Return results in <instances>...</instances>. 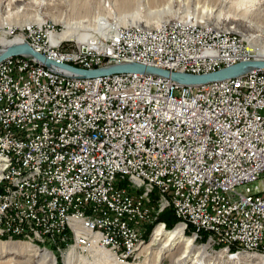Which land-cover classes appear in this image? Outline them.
Here are the masks:
<instances>
[{"label": "built area", "instance_id": "built-area-1", "mask_svg": "<svg viewBox=\"0 0 264 264\" xmlns=\"http://www.w3.org/2000/svg\"><path fill=\"white\" fill-rule=\"evenodd\" d=\"M1 30L18 39L12 44L27 43L49 61L82 70L134 63L202 75L254 60L243 43L179 27L155 35L109 27L83 41L49 25ZM112 52H121V60ZM0 152L13 157L0 179V231L9 235L66 251L96 244L127 258L121 248L130 255L139 247L132 234L152 208L128 185L106 183L109 169L122 168L146 174L147 184L167 193L177 217L195 227L194 238L208 230L207 243L222 242L226 251L235 244L264 246V189L256 184L264 178L263 68L171 88V79L148 73L84 78L31 57H10L0 62ZM26 164L44 170L45 179L13 181ZM93 178H101L99 191L85 192ZM76 214L85 221L68 223ZM89 216L99 226L90 224L91 233L83 234L78 223L89 224ZM255 227L257 239L250 236ZM62 232L72 245L64 238L57 246L50 242Z\"/></svg>", "mask_w": 264, "mask_h": 264}, {"label": "rangeland", "instance_id": "rangeland-1", "mask_svg": "<svg viewBox=\"0 0 264 264\" xmlns=\"http://www.w3.org/2000/svg\"><path fill=\"white\" fill-rule=\"evenodd\" d=\"M31 1V2H30ZM50 1V2H49ZM169 0H133L131 2V5L127 8V11H138L139 12V19L141 20L139 24L144 25V20L146 19L147 13L151 12V17L153 16V12L157 9L162 8V6H165V4ZM227 1L226 4L223 5V0H179V2H176V0H172V3L170 4V16H166L165 18L168 19L167 21H171L174 19V17L178 16L180 17V20L175 21L171 24L179 25L180 23H184V21L187 20L188 24L185 26H194V27H200L207 30H218L222 32L219 28L225 27L227 29L232 28V30L235 32L237 39L232 41H238L240 43H243L245 45V49L252 50L253 48L257 47H264V0H225ZM45 2V3H44ZM119 2L120 0H0V24L1 23H7L12 30H15V32H19V30L29 24L34 23V19L40 16L42 19L43 24L49 25L50 27H53V30L63 31L64 25L62 22H72V21H82L85 22V24H96L99 19L103 21L102 26L104 29L106 28L105 32L103 34H107L108 26L114 22L118 27L120 28H130L131 25H122L117 24L118 21L115 20V11H119ZM44 3L45 10L39 9L41 8V4ZM89 7V11L87 12L84 8ZM201 6H205L209 12V15L206 13L201 14ZM199 7V8H198ZM194 13L196 14L195 18H198L197 21L193 24H191L193 21L189 20L190 18H193ZM221 13V18H216V14ZM185 15L187 17H185ZM229 15L230 17L227 18V21L224 20L226 16ZM236 15V16H235ZM233 16L237 17H243L245 20L250 21L252 24L257 26L261 33L258 32L254 28H245L241 23H235L233 20ZM201 17V19H199ZM155 19H151L150 23L147 25L148 27H156L157 25L151 23L154 22ZM176 20V19H175ZM166 21V22H167ZM164 22V23H166ZM239 22V21H238ZM162 23V24H164ZM200 23V24H199ZM226 24V25H225ZM38 26L40 24H37ZM161 25V24H160ZM158 24V26H160ZM107 26V27H106ZM137 26V25H133ZM157 26V27H158ZM156 27V28H157ZM0 28V33H1ZM77 33H88L93 34L94 32L92 30H85L80 29L77 31ZM253 34V35H252ZM98 35V34H94ZM252 36V37H247ZM255 35V36H254ZM227 38V37H222ZM7 39L3 35H0V43L2 40ZM229 40H231L229 38ZM253 52V51H252ZM39 54V53H38ZM41 55V54H40ZM43 56V55H42ZM44 57V56H43ZM254 61V60H251ZM238 64V63H237ZM223 69V68H221ZM218 71V70H217ZM214 73V72H213ZM260 189H264V178L260 179L256 183ZM154 191V190H153ZM170 204L167 206H164L163 208L160 206V204L157 203V198L153 196V203L151 202L149 205V208L151 207L152 210H154L155 214L152 215L153 218L152 221L148 220L146 225H143V227L135 226V232H137L139 229L142 228V230L138 232V241H142V243L139 245L137 249H135L130 256H126L125 259H118L116 262L118 264H175L170 257H167L166 255L162 257V259H158L156 255V249L155 246L152 248L147 247L149 242L153 238V234L157 227L162 226L164 230H172L176 226H183L182 223L184 222L187 226L182 227L184 229V232L187 236L193 237V231L188 229L189 227H193L191 223L186 221L185 219L181 220L177 217V212L175 210V206L172 204L171 201H168ZM157 205V206H155ZM171 205V206H170ZM168 207V208H167ZM150 208V209H151ZM163 209V210H162ZM161 210V211H159ZM167 210H172L174 213L175 218L178 220V223L174 227L167 228L165 223L160 221V215L163 214ZM140 224V223H139ZM142 225V223L140 224ZM260 231L258 228L255 227V229L251 232L250 236L260 238L262 235H260ZM201 234V233H199ZM62 236L58 239L56 238L54 241H50L52 243L61 242L64 239H66V243L69 245H72L73 239L68 236V232H62ZM66 235V236H65ZM119 238L122 240V234H120ZM129 235V234H128ZM64 238V239H63ZM202 238L205 239V236ZM197 239V238H196ZM0 241L3 243H7L5 239H1ZM194 241L195 248H204V252L202 255L203 262H197L195 264H254L251 261H238L237 259H233L232 257L236 255H231L228 259L227 256L224 254L233 252L232 248H229L228 251H226L224 248L225 244L220 242L218 245H210V247L213 248L215 252L213 253L206 245L202 246V242ZM12 242V241H9ZM14 242H17L14 240ZM135 243V245L139 244ZM26 244V243H25ZM39 248L43 247L46 249L47 252H49L55 261V264L64 263V260L67 256V254L71 253L72 251H69L67 253L64 247L60 246V249L57 250L58 247H54L52 245H49V241H45V245H41L37 243ZM55 244V246H57ZM202 246V247H201ZM38 247V246H37ZM42 248V249H43ZM54 249L56 250V256L52 253V251L48 249ZM148 248V249H147ZM101 249V248H100ZM100 249H97L95 251L91 250V248H88V252L85 250H79V252L74 251L71 253L72 256V263L71 264H117L115 263V259H112L111 254L105 250L104 252L106 255H103L99 258L98 251ZM102 250V249H101ZM138 250V251H137ZM232 250V251H231ZM234 250H236L234 248ZM62 253H60V252ZM221 251V252H220ZM212 252V253H211ZM30 251L21 252V253H8V252H0V264H21L23 262H29L31 261V264H37L36 260L33 259L32 253L30 254ZM66 255H65V254ZM224 253V254H223ZM235 253V252H234ZM241 255H249V256H258L263 257L264 253H240ZM237 254V255H240ZM256 254V255H254ZM258 254V255H257ZM263 255V256H262ZM61 256V257H58ZM235 258V257H234ZM264 258V257H263ZM196 259H192L191 261H188L183 264H193ZM10 262V263H9ZM182 264V263H180Z\"/></svg>", "mask_w": 264, "mask_h": 264}, {"label": "bare ground", "instance_id": "bare-ground-1", "mask_svg": "<svg viewBox=\"0 0 264 264\" xmlns=\"http://www.w3.org/2000/svg\"><path fill=\"white\" fill-rule=\"evenodd\" d=\"M132 1L133 0H120L119 2L120 10L118 12L115 11V15H116L115 20L118 21L117 24L131 25V27L130 28H120L118 27V25L112 22L108 26V30H109V27H116L117 32H138V33H143L147 35H155L156 33L157 34L167 33L168 27H179V30L181 31H190L191 33H198V34H213V35H218V37L220 38L227 37V38H230L231 40L237 39V37H235V36H238L236 35L238 34L236 33L237 30L235 29V32H234L233 31L234 29L232 30L231 27L230 29H227L225 27H220L219 29L222 31L220 32L218 30L214 31V30L203 29L200 27L185 26L186 24H188L187 20L184 21V23H180V26L171 24L175 21L180 20V17L178 16L174 17V19L169 22L167 21L168 19L165 18L166 16H170V13H171L170 4L172 3V0H169L165 4V6H162V8L154 11L153 12L154 17H151V12L147 13L146 19L144 20V23H143L144 25L139 24V22L141 21L139 19L140 17L139 12L136 10L127 11V8L129 7V5H131ZM176 2H179V0H176ZM44 3L41 4L40 6L41 8L39 9L45 10L46 7H44ZM226 3L227 1L223 0V5ZM201 8L203 9L200 12L201 14L206 13L207 15H209L210 12L205 6L204 7L201 6ZM84 9L87 12L89 11V7L87 6ZM220 15L221 13H217L216 18H221ZM235 16H233V20L235 21V23H241V25H243V27L245 28H248V29L254 28L258 32L260 33L262 32L259 30L257 26L252 24L250 21L245 20L243 17L236 18ZM185 17L187 16L185 15ZM195 17H198V16H196V14L194 13L193 18L189 19L193 21L191 24L197 21L198 18H195ZM229 17L230 16L227 15L226 18H224V20L227 21V18ZM151 19H155L154 22H151V23L157 26L158 24L159 25L161 24V25L158 27L156 26L157 28L148 27L147 25L150 23ZM199 19H201V17ZM37 24H40V25L38 26ZM62 24L64 25V30L62 31L61 36L66 37V38H75L79 41L87 40L91 35H94V34L101 35L106 30V28L104 29V27L102 26L103 21H101V19H99L96 24H92V25L87 24V23L85 24V22H82V21L62 22ZM42 25H45V23L43 24L42 19L40 18V16H38L37 18L34 19V23L21 28L19 32H33V27H42ZM133 25H137V26H133ZM4 27H7V30H11L12 32H15V30H12L11 27L7 23H1L0 28L4 29ZM80 29L92 30L94 33L91 35L88 33H77V31ZM247 37H252V36L247 35ZM262 39H264V37ZM15 42H18V39L14 38V39L2 40V42L0 43V51ZM252 51L254 53V60L264 61V47L261 48V47L256 46L255 48L252 49ZM112 59L121 60V52H112ZM180 87H185V85H182L180 83H177L171 80V88H180ZM6 166H13V157L9 156V154H4V152H0V179L7 178ZM32 179L33 180L45 179V171L40 170L38 167H34L33 164H26L24 165L23 168H20L19 171L13 172V181H18L19 183H27V182H30ZM117 182H120L122 185H128L129 191L135 192L136 199L141 200V202L147 205L148 208L150 206L149 204L151 202L153 203V200H152L153 194H156L157 203L160 204L162 208L170 204L169 202H167V199L168 201H171V198L167 196V193H161L160 190H155L154 184H147V175L141 174L139 173V171H131L129 169H122V168L109 169V174H107L106 176V183H117ZM99 185H101V178H93V183L84 184V191L85 192H97L99 191ZM154 214L155 212L154 210H152L150 213V216H148L144 220V223H142V225H146L147 224L146 222L148 220L152 221L151 220L153 218L152 215ZM180 220L182 223L183 222L182 219ZM77 221H85V214H76V216H68V223H77ZM90 224L92 226H99V219L96 216H89V224L78 223V231L83 234H90L91 233ZM184 224L185 223L183 222L182 227H184ZM182 227L176 226L174 229L167 231V230H164L162 226L160 227L158 226L153 234L152 240L149 242L147 247L152 248L155 246V248H157L156 255L158 259L161 260L162 257L166 255L167 257H170L175 264H180V263L183 264L187 262V260L191 261L192 259H196L195 262H193V264L197 262L198 263L203 262L202 255L204 252V248L202 246L204 245H206L213 253L215 252V250L213 249L215 247L213 248L210 247V245L206 241L207 237L209 238L211 235V232L213 231L200 230L198 231L201 233L199 234V237L197 239L196 238L192 239L191 237L185 234L184 229ZM136 236L138 235L132 234V243H139L137 242L138 237ZM203 236H205V239H206L205 241L202 238ZM0 238L5 239L7 241V243H3L0 241V252L21 253V252L30 251L32 253L33 259L36 260L37 264H55L53 256L49 252H47L46 249L43 248L45 246L42 247L43 249L39 248L40 245L36 243L34 237L32 236L9 235V229H1ZM14 240H16L17 242H14ZM193 240L198 241V242L204 241L201 246L202 248H195ZM9 241H12V242H9ZM140 243H142V241H140ZM237 246L238 244H235L234 247H237ZM234 247H233V252H230V253L227 252V254L223 253L225 256H227L228 259L230 258L231 255L232 256L236 255L234 256L235 258L234 257L232 258L237 259L238 261H247V262L251 261L254 264H264L263 255H262L263 257H258V256L256 257V256L240 254V253H249V252L264 253V246L258 245L255 248L242 247L236 250H234ZM88 248H91V250L95 251L97 249H100L101 247L96 246V244H92L91 246L86 248L85 250L86 252H88ZM101 249L98 251L99 258L102 257L103 255H106L103 249L105 250L107 249L103 247ZM121 249H122V254H121L122 256L123 254L130 256L129 253L125 252L124 247H122ZM69 251H72L71 253H73L74 251H77V250L72 248L66 251L65 253ZM107 251L111 254L112 259H115L114 262L117 263L116 260L118 259L116 258L118 257V253L112 250H107ZM71 253L67 254L63 264L72 263ZM237 254H240V255H237ZM21 264H31V261L29 262L25 261Z\"/></svg>", "mask_w": 264, "mask_h": 264}, {"label": "water", "instance_id": "water-1", "mask_svg": "<svg viewBox=\"0 0 264 264\" xmlns=\"http://www.w3.org/2000/svg\"><path fill=\"white\" fill-rule=\"evenodd\" d=\"M14 56L31 57L36 61H38L40 64L44 65L46 68L52 70L56 67L63 68L84 78H94V77L119 74V73H148V74L164 77L166 79H171L174 82L189 86L205 85L216 81L232 79L244 75L245 73L253 69H257V68L264 69V61L254 60V61L240 62L230 67L220 69L214 73L202 74V75L170 73L169 71L166 70L145 67L143 65L134 64V63L113 65L96 70H82L49 61L46 58H44L42 55L33 51L27 43L11 44L10 46H7L5 49L1 50L0 62Z\"/></svg>", "mask_w": 264, "mask_h": 264}, {"label": "trees", "instance_id": "trees-1", "mask_svg": "<svg viewBox=\"0 0 264 264\" xmlns=\"http://www.w3.org/2000/svg\"><path fill=\"white\" fill-rule=\"evenodd\" d=\"M153 196L156 197V194L152 195V200H153ZM159 220L164 222L166 227L169 228V229H170V227H174V225L176 226V224L178 223V220L175 218L174 213H173L172 210H167L163 214H161ZM188 229L189 230L191 229L192 231H195L194 227H189ZM203 240H204V238H203ZM48 250H50V249H48ZM50 251H52V253L54 255L56 254V250L51 249ZM58 257H61V256H58ZM57 263L60 264L59 262H57Z\"/></svg>", "mask_w": 264, "mask_h": 264}]
</instances>
